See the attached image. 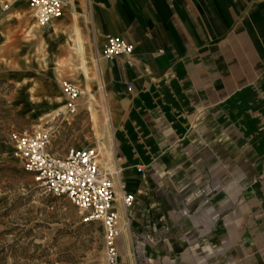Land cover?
I'll list each match as a JSON object with an SVG mask.
<instances>
[{
  "label": "crops",
  "instance_id": "0c3cea01",
  "mask_svg": "<svg viewBox=\"0 0 264 264\" xmlns=\"http://www.w3.org/2000/svg\"><path fill=\"white\" fill-rule=\"evenodd\" d=\"M86 1L94 59L107 36L134 48L95 61L135 196L116 264H264V0Z\"/></svg>",
  "mask_w": 264,
  "mask_h": 264
},
{
  "label": "rangeland",
  "instance_id": "374dc122",
  "mask_svg": "<svg viewBox=\"0 0 264 264\" xmlns=\"http://www.w3.org/2000/svg\"><path fill=\"white\" fill-rule=\"evenodd\" d=\"M77 1L79 36L69 4L49 28L38 23L25 0H0V264H107L101 224L85 220L65 196L40 188L7 136L24 127L46 129L53 153L64 156L91 145L102 165L111 156L107 103L98 89L91 29L84 20L89 5ZM48 37L65 44H47ZM84 41L91 48L87 59ZM65 80L81 92L75 114L66 111ZM87 93L94 95L92 111Z\"/></svg>",
  "mask_w": 264,
  "mask_h": 264
},
{
  "label": "built area",
  "instance_id": "2783aa9c",
  "mask_svg": "<svg viewBox=\"0 0 264 264\" xmlns=\"http://www.w3.org/2000/svg\"><path fill=\"white\" fill-rule=\"evenodd\" d=\"M35 12L40 25L62 16L66 0H25ZM10 4L6 3V7ZM133 45L125 40L107 36L101 52L95 49V61L100 57L113 59L118 55H129ZM62 90L66 96V111L75 114L80 95L79 87L65 80ZM14 143L24 168L33 174L37 185L57 196H65L85 216V220L99 222L103 228L105 259L107 264H116L119 253L116 240L120 235V215L115 207L114 190L118 184L119 203L129 225V212L135 196L125 190L121 181V168L114 166L107 170L100 166L95 146L71 148L66 155L50 151L51 134L46 129L35 130L24 127L10 130L7 134ZM143 171V167L139 168Z\"/></svg>",
  "mask_w": 264,
  "mask_h": 264
},
{
  "label": "bare ground",
  "instance_id": "6f19581e",
  "mask_svg": "<svg viewBox=\"0 0 264 264\" xmlns=\"http://www.w3.org/2000/svg\"><path fill=\"white\" fill-rule=\"evenodd\" d=\"M66 2H67V0H66ZM69 4V3H68ZM32 12H33V15H34V18H36L35 17V12H34V10H31ZM60 18V17H59ZM59 18H54V19H52V20H50L46 25H49L50 23H52V22H54L55 20H57V19H59ZM90 97H91V94H90ZM78 101H79V99H78ZM77 101V102H78ZM107 121L109 122L110 121V118L108 117V119H107ZM100 147V146H99ZM98 147V148H99ZM15 150H16V147H15ZM107 151V150H106ZM100 152L101 153H103V148L102 147H100ZM109 152H111V151H109ZM100 153V154H101ZM98 154H99V152H98ZM105 156V155H104ZM106 158V157H105ZM104 158V159H105ZM106 162H104L105 164L104 165H102V162H101V159H100V156H99V163H100V165H101V167H103V168H105V169H107V170H112V169H110L111 167V164H112V162H111V158L110 157H108V158H106ZM115 187V186H114ZM115 190H116V188H114ZM116 200H117V203L119 202V196L117 195V193H116ZM119 206V205H118ZM120 215V214H119Z\"/></svg>",
  "mask_w": 264,
  "mask_h": 264
}]
</instances>
